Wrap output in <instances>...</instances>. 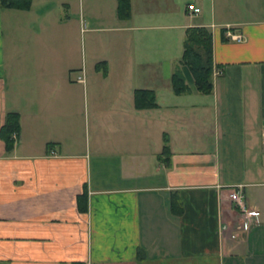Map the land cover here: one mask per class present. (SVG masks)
Wrapping results in <instances>:
<instances>
[{"label": "crops", "instance_id": "obj_1", "mask_svg": "<svg viewBox=\"0 0 264 264\" xmlns=\"http://www.w3.org/2000/svg\"><path fill=\"white\" fill-rule=\"evenodd\" d=\"M252 2L130 0L126 19L117 0L0 3V129L19 116L11 150L0 136V264H264V3ZM191 27L212 35V87L184 74L175 94ZM136 89L157 106L137 109Z\"/></svg>", "mask_w": 264, "mask_h": 264}, {"label": "trees", "instance_id": "obj_2", "mask_svg": "<svg viewBox=\"0 0 264 264\" xmlns=\"http://www.w3.org/2000/svg\"><path fill=\"white\" fill-rule=\"evenodd\" d=\"M3 7L18 9H28L31 0H0ZM117 13L122 19L130 16V0H117ZM180 65L186 66L193 78V85L198 91L208 93L211 90L212 72V35L206 27H191L186 30V37L183 42V51L180 57ZM99 66V65H98ZM172 90L175 94L186 92L189 87L186 83L181 67L178 66L171 75ZM134 103L137 109L152 108L157 106L155 94L149 89H136L134 93ZM19 116L15 112L5 115L4 123L0 129V136L4 140L6 149L11 150L15 144L12 137L14 133L18 135ZM163 147L159 157L170 154L167 135L163 136Z\"/></svg>", "mask_w": 264, "mask_h": 264}, {"label": "built area", "instance_id": "obj_3", "mask_svg": "<svg viewBox=\"0 0 264 264\" xmlns=\"http://www.w3.org/2000/svg\"><path fill=\"white\" fill-rule=\"evenodd\" d=\"M188 9L192 10L193 14L198 13V8L194 7L193 4H189ZM227 36H229V38H231L232 40H235V41H241L242 40V36L240 34L227 33ZM78 80L83 81V79L81 77H79ZM12 137L15 140H17L18 135L16 133H14ZM229 197L232 201H234V203L239 208L240 212L244 215V217H246V218L251 217L253 212L247 208L246 203L243 200V196L240 194L239 191H237V190L231 191L229 193Z\"/></svg>", "mask_w": 264, "mask_h": 264}, {"label": "rangeland", "instance_id": "obj_4", "mask_svg": "<svg viewBox=\"0 0 264 264\" xmlns=\"http://www.w3.org/2000/svg\"><path fill=\"white\" fill-rule=\"evenodd\" d=\"M187 2L189 1H195V0H186ZM264 3V0H261V3H260V0H257V4L255 5V2H252V8L251 9H258V8H261V4ZM260 4V5H259ZM256 6V7H255ZM264 8V7H262ZM176 53V47H171V56L173 54ZM181 67V71L183 74H185L187 77H188V81L192 82L193 83V78L188 70V68L186 66H183V65H179ZM184 75V76H185ZM186 78V77H185Z\"/></svg>", "mask_w": 264, "mask_h": 264}]
</instances>
